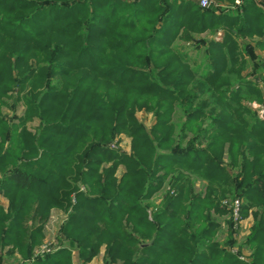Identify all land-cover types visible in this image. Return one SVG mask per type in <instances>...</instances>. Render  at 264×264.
Here are the masks:
<instances>
[{
	"label": "trees",
	"instance_id": "trees-1",
	"mask_svg": "<svg viewBox=\"0 0 264 264\" xmlns=\"http://www.w3.org/2000/svg\"><path fill=\"white\" fill-rule=\"evenodd\" d=\"M218 30L220 41H194ZM252 36L264 45L253 0H0V264L15 253L21 264H72L73 250L87 264L102 247L104 264H264V71L242 76L238 44ZM176 41L206 46V73ZM251 96L262 118L241 103ZM8 99L24 106L16 121L2 111ZM141 111L155 119L149 130ZM191 175L203 195L191 194ZM166 183L173 194L149 213ZM228 195L240 221L253 218L240 244ZM53 209L65 215L62 239L32 259ZM218 216H228L224 244Z\"/></svg>",
	"mask_w": 264,
	"mask_h": 264
},
{
	"label": "rangeland",
	"instance_id": "rangeland-1",
	"mask_svg": "<svg viewBox=\"0 0 264 264\" xmlns=\"http://www.w3.org/2000/svg\"><path fill=\"white\" fill-rule=\"evenodd\" d=\"M210 1L211 4L213 6H215V2L211 1V0H207ZM263 11L264 9L262 7H260ZM195 39L194 41H196V43H200L199 41H201L199 38H197V36H194ZM241 41L246 43V46L242 47L241 45ZM263 38H260L258 36H252V37H246L243 39L238 40V44H239V48L241 50V53L243 54V58L245 61V68L243 70L242 76L245 77H254L257 74V71H264V45L262 44ZM178 47H181L183 50H187L186 52L188 53V57L190 59V65L192 68H194L195 70H197L198 73H206L207 71V54H206V46L202 45V44H192V45H187V44H176ZM257 88L259 90V92L261 93V98L264 99V83L260 82L259 84H256ZM242 104H244L245 106L250 107L260 118L263 117V110H262V106L257 103V100L255 98H253V96L248 97V98H244L241 101ZM2 111L5 113V115L7 116L8 119L11 120H15V117H20L23 114L24 111V106L22 105L21 102H16L14 104V102L10 99L6 100V106L2 108ZM136 116L138 118V120L143 124V126L149 130L150 127L154 124L155 119L152 115L151 112H147V111H141L136 113ZM184 120V116H183V112L181 109H177L176 113L174 115V122L176 123V127L179 128L180 124L183 122ZM16 121V120H15ZM27 129L30 132H34L35 129L38 127V121L35 120L33 122H28L26 125ZM192 134H188V138L191 139L192 138ZM176 141L178 142V139H176ZM175 141V142H176ZM205 142H202V146H204ZM116 145H112V147H114ZM118 147L120 150L126 152V153H130V138L121 135L119 138V142H118ZM182 148L186 147V143H183L181 145ZM229 158V157H228ZM227 158V156H225L224 159V163L229 162V159ZM230 164V163H228ZM123 172V168L120 167L118 169L117 175L119 176L121 173ZM236 170H227V173L230 175H235L236 174ZM2 176V173H0V177ZM191 178L194 180L193 183V188L191 191L192 195H203L204 191H205V182L201 179H199L196 175H191ZM82 190H84L85 188L81 187ZM172 191L170 190L169 184L166 183L164 188L159 191L158 193H156L148 202L149 204V208H148V212L150 213L152 211V207L150 206H156L159 205L161 203V200L169 193L170 195H172ZM2 199V200H1ZM235 199L234 197L228 195L224 198L222 204L226 201L228 204L233 202ZM0 204L4 205L5 207H7L8 202L7 199L0 196ZM230 217V216H229ZM149 218H151V215L149 214ZM248 218H250L251 220V226L253 224V218L251 215L248 216ZM228 220V216H218L217 221L219 222L220 226H221V230L223 232V236L225 237V232L226 229H228V225L226 223V221ZM65 221V215L60 212V210L57 209H53L50 212V217L49 220L45 226V230H44V234L43 237L41 238V241L37 244H35V246L33 247L32 250V254H31V258H36V257H42L43 255L49 254L53 251H55L58 246L59 243L62 239V234H61V228L62 225ZM244 220L241 221L240 226L235 230V236L234 239H237L236 241H239L241 243L240 240H242V242H244V237H240V233L241 231H244V229H247L246 224L243 223ZM243 224V229L241 228V225ZM222 236V237H223ZM220 237V235H219ZM241 238V239H240ZM244 239V240H243ZM238 242V243H239ZM239 243V244H240ZM43 249H49L50 252L49 253H45L42 254L40 253V251ZM236 250V248H235ZM5 261H3L2 264H21L22 261H24L21 258V255L15 253L13 258H8V259H4Z\"/></svg>",
	"mask_w": 264,
	"mask_h": 264
},
{
	"label": "crops",
	"instance_id": "crops-1",
	"mask_svg": "<svg viewBox=\"0 0 264 264\" xmlns=\"http://www.w3.org/2000/svg\"><path fill=\"white\" fill-rule=\"evenodd\" d=\"M211 1H214L215 2V4H216L215 7L224 8V7H233V3H235L236 5H238L236 3V1H239V0H234V1H232V0H211ZM197 38H199L200 40H209V39L214 38V40L220 41L221 38H222V32L220 30H218L216 32H205V33L200 34L199 36H197ZM176 44H183V42L182 41H176ZM186 44L189 45L188 43H186ZM183 51L188 55V53L186 52L187 50L186 51L183 50ZM250 222H251L250 218L247 217V218L244 219V222L243 223L246 224L247 229H244V231H241L240 237H242V238L244 237V239H246V237L249 235L250 228H251V223ZM240 229H243V224L241 225V228ZM220 230H221V228H220ZM220 230H219V232L216 235V240L220 244H224L227 241V238H228V229H226L225 237L222 235L223 232L220 231ZM219 235H220V237H219ZM240 241L242 243V240H240ZM238 242L239 241H237V243ZM233 248L235 249L236 247H233ZM233 248H228L227 246L225 247L226 250H228V249L231 250ZM236 250H237V248H236ZM242 254H243L244 257H249L251 255V250L249 248H247V247H243L242 248ZM103 259H104V247H102L100 249V251H99V254L96 257H94L87 264H104L103 263ZM71 263L72 264H81V261H80V259L78 257V253L75 250H73L71 252Z\"/></svg>",
	"mask_w": 264,
	"mask_h": 264
},
{
	"label": "built area",
	"instance_id": "built-area-1",
	"mask_svg": "<svg viewBox=\"0 0 264 264\" xmlns=\"http://www.w3.org/2000/svg\"><path fill=\"white\" fill-rule=\"evenodd\" d=\"M177 1H179V2H186V1L195 2L199 6H202V7H204L208 4L207 0H177ZM253 1L264 9V0H253ZM236 3L239 4V1H236ZM223 205H225L229 209L230 218L232 220V229L236 230L241 224V221H240L241 201L239 199H235L233 202H231L229 204L225 201L223 203ZM49 252H50L49 249H43V248L40 251V253H42V254L49 253ZM231 252L236 253L237 250H235L233 248V249H231ZM239 258L243 259L241 256H239Z\"/></svg>",
	"mask_w": 264,
	"mask_h": 264
}]
</instances>
